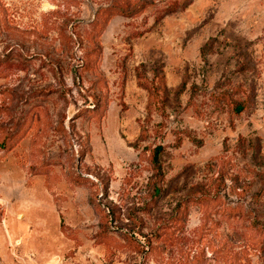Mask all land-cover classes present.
<instances>
[{
  "label": "rangeland",
  "instance_id": "rangeland-1",
  "mask_svg": "<svg viewBox=\"0 0 264 264\" xmlns=\"http://www.w3.org/2000/svg\"><path fill=\"white\" fill-rule=\"evenodd\" d=\"M0 264H264V0H0Z\"/></svg>",
  "mask_w": 264,
  "mask_h": 264
},
{
  "label": "trees",
  "instance_id": "trees-1",
  "mask_svg": "<svg viewBox=\"0 0 264 264\" xmlns=\"http://www.w3.org/2000/svg\"><path fill=\"white\" fill-rule=\"evenodd\" d=\"M160 151V148H157L153 154V161L156 163L157 162V157H158V153Z\"/></svg>",
  "mask_w": 264,
  "mask_h": 264
}]
</instances>
